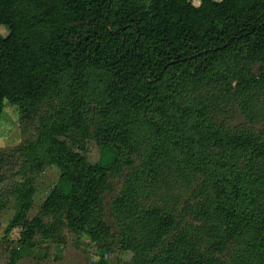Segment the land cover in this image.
Segmentation results:
<instances>
[{"label": "trees", "instance_id": "obj_1", "mask_svg": "<svg viewBox=\"0 0 264 264\" xmlns=\"http://www.w3.org/2000/svg\"><path fill=\"white\" fill-rule=\"evenodd\" d=\"M3 26L0 116L39 123L30 159L61 172L41 213L95 264H264V0H0ZM19 163L0 148V177Z\"/></svg>", "mask_w": 264, "mask_h": 264}, {"label": "rangeland", "instance_id": "obj_2", "mask_svg": "<svg viewBox=\"0 0 264 264\" xmlns=\"http://www.w3.org/2000/svg\"><path fill=\"white\" fill-rule=\"evenodd\" d=\"M192 1L196 5L201 3V0ZM0 31L3 36L9 33L4 26ZM241 121L238 119L236 125ZM38 125L37 120L23 122L18 108L9 104L0 116V148L14 151L20 159L18 166L10 165L0 177V264H95L98 248L90 236H78L61 225L59 217L41 213V207L59 182L61 172L55 164L43 165L30 159V142L37 137ZM85 154L90 161L98 162L102 156L100 145L90 140ZM130 173L131 169L125 166L123 173L112 179L114 188L107 192L108 201L124 187ZM21 184L34 189L28 218L33 219L40 212L44 224L31 235L26 234L24 225L12 226L18 212V192L15 190ZM105 257L111 264H132L130 252L114 251Z\"/></svg>", "mask_w": 264, "mask_h": 264}]
</instances>
